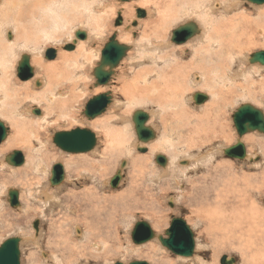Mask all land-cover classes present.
<instances>
[{"label": "rangeland", "instance_id": "374dc122", "mask_svg": "<svg viewBox=\"0 0 264 264\" xmlns=\"http://www.w3.org/2000/svg\"><path fill=\"white\" fill-rule=\"evenodd\" d=\"M147 1L148 3H146L147 5L145 6V9L149 10L150 13L152 12L151 17L145 16L146 18L144 19L137 18L136 16V21L141 19V21H139L140 27L143 24L144 25L141 28L137 27L134 33L127 27L128 25L131 26V22L128 20L127 22L129 23L126 22L125 24L126 28L124 27L123 23L120 26H115V22L119 14L118 10H121L124 13V9L118 6L119 0H85V9H83L82 6L78 7V3H80L79 1H75L74 3L70 2L69 5L65 4V6L62 7L63 9L60 10L61 15L59 14V19H54L52 17L54 19V23H58V20L61 22V24H59L60 29L55 28L52 25L53 22H50L51 20H49L48 14L42 13L38 14V24L41 25L40 29H36V26L34 25L35 23L33 24L31 21V23L28 24L27 30L32 32L36 31V35L39 37L38 42H40V47H36V53H28L30 54V57H32L31 60L37 59L39 61V59H41L45 61L44 64L49 63V60L43 57L44 55L40 54L43 53L45 49L54 47L55 49H58L59 57L62 52H66L61 48H63L64 43L66 44L68 41L70 42L71 36L76 29L82 30L84 28V30L88 33L93 32L94 40L97 39L99 44L97 41L95 43L98 44L100 50L107 42H109L110 38L114 34L118 35L117 31L123 29L124 27L126 37L122 39H125L128 42H133V40L137 39V42L139 43H135L139 47L136 49L134 43L133 45H131V43L126 44L128 49H131L128 50L127 56L124 58L122 65L119 67L120 69H117V74L119 75H116L117 78L114 77V83L112 82V84L110 82L107 85L108 87L98 86L102 87V91H99L100 89L96 91L95 89L96 79L94 77V69L92 68L91 63L83 65L82 59L79 58L84 70L82 71L79 69L77 74L78 76L73 73V79L78 85L77 92L80 93L81 96V99H79L78 102L64 98L68 92H66L67 86L70 87L71 90L74 87V84L69 83V85L68 82H66V76L62 78L56 77V80H52L51 82L47 80L46 83L43 84V91L38 90L40 88H36V91L33 89V91H35L33 92L35 95H40L38 99L35 101L28 100L27 102L21 104L19 107V114L17 116H13L19 119L20 125L24 127L22 133L25 131V135L23 136L29 137L30 134V136L34 137L36 135L41 138V140L44 139L42 143L46 141L50 142L48 148H43L45 152L41 151V154L34 158L35 161H39H37L39 165L37 170L35 167H31V165L30 169L18 170L24 164L19 167H13L14 169H3L1 166L3 163L0 164V246L5 240L9 238L22 237L21 264H131L137 261H143L149 264H221V259L225 256L228 258H235V264H255L256 260L260 261L259 264H264V235L263 237L252 239L254 245L249 246H246V244H248L249 237L241 238L240 240L242 244H231V240L228 239L226 240L228 244H226L225 247H221L215 243L217 239L220 240L229 237L228 235L231 233L230 229L233 230V222L235 223L234 220H238L237 218L242 216H244L245 219L249 217L247 212L248 209L257 207L264 213V134L260 132H253L239 139L233 124L234 113L244 104H252L261 111H264V66L250 63V57L252 54L259 51H264V45L262 44L264 42L261 41V45L258 44L257 46L249 47L250 50L244 54V57L248 62V64L247 62L244 63L246 66L243 63L240 64V62L231 63L230 67L232 71L228 72L227 74H223V76L228 75L229 78H233L232 80L235 82L234 84H232V81L227 85H223L221 83H212L216 77V74H210L209 79L202 82V84L206 86V89H208L207 91L212 93V99H210L208 104L205 103L209 101V98L204 104H196L193 94L202 90L200 89L201 86H195V81L193 82V80L192 83H188V88H190V90H186V97L187 99H190V101L187 102V107H189L190 113H193L194 115L197 114L199 118L205 114L206 110L208 109L207 107H209L212 101L217 100V98L219 99L221 90H231L230 92L233 94L224 95V97L231 96L227 101V106H225V108L222 107L225 111L222 112L227 116V122H225L226 125L224 124L226 128H224L223 133L221 132L216 136V134H214L216 131L214 130V127L216 128V126L212 125V119H207L204 117L202 118L201 122L197 121V134H194L190 139V136L187 135L186 137L185 134L184 136H181V139L179 136H174L175 138L173 137L172 144L176 145L177 147L174 152L172 150L173 146L167 147V149L165 148L164 151L159 149L157 151L163 152L156 151L153 154L152 159L149 160L150 162L148 164L142 160L136 159V154L143 156L148 154L151 148L150 144L156 143L158 137L156 140H153L152 142L150 141L149 145H146L147 147L144 146L147 149V152L144 154L139 153L138 151H132V146V149L130 148V152L128 151L125 155L123 154L119 156L115 154L112 155V157H109L110 153L107 151L110 149L112 144L111 137H115L117 135L115 132H112L116 131L115 129H122L124 132L126 131V135H124L128 136L127 138L130 139V143L135 140L136 135L134 131L136 130L135 126L133 130L131 113L135 109H139L141 107L138 106L139 102L137 100L127 99L120 88L129 82V80L131 82L138 76L139 73H143V70L150 72L149 70H151V67H153L151 65L153 64L151 61L153 56L150 55L153 54V51L155 52V48L157 46L156 43H160L158 42V36H156L154 32L156 31L159 34H164L163 37L169 41L170 45H166L168 42L165 43L166 46H164V48L161 47L156 53L159 56L166 58L174 51L177 53L176 56L180 58V54L183 55L185 52L183 55V62L190 61L192 57L191 50H188L189 48H187L185 45L199 44L201 45V48H203L205 45L211 43L206 42L208 41L207 38L204 40L205 42L199 41L204 39L205 36L209 34L208 31L211 24L208 23V21L203 17L205 16L206 18L207 12H210L208 5L210 1L214 2L213 0H199L202 7V12L199 13H192L191 11L186 12L179 8V11H176L175 22L167 23L165 20L167 25L165 24L164 27L166 26L165 28L168 30H154L153 20L156 18L159 21L161 20L158 17V10L156 8H158L159 5L166 7L167 4H169V0ZM222 1L224 2V0ZM242 4L243 5H241L240 11H244V13H247L248 15L253 14L254 8L252 4H250L248 1L243 2ZM130 5L131 3L129 6ZM106 9L107 11H105ZM155 10H157L156 13L154 12ZM136 15H138V13ZM239 15L243 14L240 13ZM0 18L3 21L5 20L3 11L1 10ZM95 19H97V21L102 24L101 29L104 31L102 36L94 35L96 24ZM187 23H189V25H197L199 31H202L203 33L198 32V34L192 36L186 42V44L174 43L172 41L173 32L182 25L185 26ZM0 25L1 55V48L5 49L6 47L3 37L7 35L8 29H10L8 28L10 23L6 25V28L8 29L4 28L5 26L2 25V22H0ZM146 28H149L150 30ZM52 32V36L49 37ZM152 32L155 36L152 35ZM144 34L147 37L144 36ZM149 34L150 36L148 37ZM98 39H100V41ZM84 40H86V38ZM129 45H131V47ZM95 46L92 45L93 49L96 48ZM146 46L152 47L151 51L146 48ZM172 46L181 47L178 48V50H182V53H180L178 50V52L176 50H172ZM36 48L32 47L31 49ZM23 50L24 49L20 50L19 47H15L12 52H7L11 56V59L14 60V68H12L13 77H11L13 89H18L21 93H24L26 90L25 88L19 86V83L24 84L26 81H22L18 78L17 68L19 67V59L17 56H19L20 52ZM143 58L146 59V61L143 60ZM93 66H97V59L95 60ZM241 66L244 68V70H246L245 72L242 70L243 68ZM148 67H150V69ZM153 68L156 69L155 66ZM40 69V65L38 67L36 66V73H39L38 75L36 74V76H38L37 80L44 77L42 73V76H39ZM140 69L143 70L139 71ZM85 70H87V73L84 76ZM123 71H126V75L123 73ZM147 72L144 74H147ZM229 73H231V77ZM249 75L252 76L250 77ZM240 76L242 78H240ZM220 78L223 77L219 76L218 79L220 80ZM60 82L63 84L66 83L65 85H61L65 88L64 90H59L60 93L58 92L56 94V87L60 85ZM196 84H198V82ZM214 84L218 85L215 86ZM109 90L110 92L113 91L114 94L111 93V98L113 99L111 100L107 110L94 120L87 119L84 116V111L88 101L100 94L109 92ZM47 91H49L50 95L48 97H43V92L46 93ZM203 91L205 94H208L206 90H202L200 92ZM252 91L255 93H252ZM50 96L53 99L50 98ZM31 97H34V95H31ZM51 99L53 100L52 102L49 101ZM67 100L70 102L68 103ZM117 101L120 102V105L117 104ZM146 104L148 103H145V105L142 106L144 110L152 113L151 111L153 109L155 110V113H158L156 115L157 119H154L153 121L150 120V123L153 127L155 126L157 128L159 137H162L165 140L163 133L164 129L161 126L160 121H157L161 117L160 113L157 112V109L154 107L155 105H152V103L148 105ZM35 108H39L41 111L44 109L46 114L47 111L50 112L53 110V116L51 115L47 117L46 115V119L39 118L42 116V114L35 115L33 112H30ZM205 108L207 109L205 110ZM0 116H2L1 109ZM117 118H119V120H117ZM2 122L4 124L6 123L5 127H7V130L10 131L7 138L8 141L10 135L14 132V128H12L11 123L9 124V120L3 118ZM94 122H98L100 126L91 124ZM220 127L221 125L217 126L218 129H220ZM85 128L92 130L96 135L97 140L96 146L94 147L95 149L93 148L89 153L68 154L60 150L56 144L53 146L51 142V137L55 138L56 133L65 131L69 132L76 129ZM211 128H213L214 131H211ZM186 134L188 133L186 132ZM182 137L185 138L183 139ZM238 140H241L245 144L247 154L249 153L251 156L253 155L252 157L256 158V160H246V162H242L241 160L230 159L225 156V154L222 152L223 148L235 145ZM33 141L34 142L31 144L33 147L32 152L36 153L38 151L36 149L39 148L40 144L38 140L36 142V138H33ZM107 143H109V145ZM21 146L23 147H17L9 150L0 157V160L3 156H8L14 151H20L25 157L29 158V153L25 149V145L21 144ZM156 153L157 155H164L168 159H175V157L177 158L176 160H171L172 162H170V171L166 172V174L158 169L159 167L157 165L159 164L157 162V164H155L156 157L154 156ZM201 153H203L202 155L209 153L208 155L210 156H206L204 158H211L213 159L212 162L205 163V159L199 162L194 161L192 162V167L187 170V172L183 171L184 173H181V171H179V160L180 162L182 160L183 162L181 163L184 164L185 159L183 158L197 157ZM32 156L33 154L31 153L30 159ZM125 160L128 162V165L126 167L124 166L126 178L120 183L117 189H112L109 186V179L115 176L117 170L120 169L121 165H123L122 162ZM55 164L64 165V170H66L63 186H61V184L56 186V190H58V199L61 200V202H58L53 207L46 208L40 205L41 201H43L42 198L39 196L38 199L40 198V200L37 202V196L35 195H37V192H39L42 187H47V182L50 180L49 178L51 176V169ZM97 165H100L98 167L99 170L96 167L94 168V166ZM182 167L185 166L182 165ZM186 167H188V165ZM18 171H23V173L20 174ZM90 171L96 173L92 174V177L96 182V186L87 177L85 178L82 176L83 174H89ZM134 188H138L137 190H134V198L137 200L139 196L140 202L144 204L143 207L135 208L138 207V205H135L133 209H130L129 211L121 205L110 207L107 204L109 198H111L113 202L117 194H127L133 191L132 189ZM13 189L20 192V202L22 204L21 208L23 207L22 209L20 208L18 210L13 208L8 201L9 197L7 194ZM69 191H72L78 195V198L76 197L77 199H71V202H66L64 195ZM88 191L94 193L96 197L99 196L104 199V206H106L108 210L106 214L110 215L114 213V215H112L115 216L113 220L108 221L107 216L103 213L95 215L92 212H89V209H85L90 202L88 199ZM1 192L5 193L2 194ZM201 196L203 198H201ZM151 203L152 205H150ZM77 205L81 207L80 211L77 210ZM95 205L99 204H97L96 201H94V203L92 202V206L95 207ZM129 208H132V206L130 205ZM114 209L115 211L119 210L117 214H115ZM119 212H121L120 215ZM124 214L125 216L122 217ZM172 217L182 218L189 226L192 227L190 228L194 233L196 250L191 258L175 256L160 243V239H156V242H153L152 238L146 243H141L143 246H139L140 244L134 243L132 239V233L138 222L145 221L149 223L155 233V236L158 234V236L166 237L165 233L170 228ZM221 217L223 218L222 220H217ZM228 218H230V220ZM97 219L99 222L93 226L95 230L90 231L89 228L92 226V223L94 222L93 220L96 221ZM197 220H200L199 223H196ZM37 221L39 222V229H41L39 236L36 237V230L34 229L33 224ZM161 221L163 222V225H161V228L158 229L156 224ZM221 221L223 222L221 223ZM109 223H112V227H109L108 230ZM208 226H210V228L214 226L216 231L222 233V236L221 233L216 232L215 238L211 240L212 235L209 233L213 230H210L208 233L204 231ZM237 229L239 228L237 227ZM77 230H79L80 233L82 232L81 235H79ZM108 235L110 236V243H108L107 246H102V244L99 242L108 241ZM212 237H214V235Z\"/></svg>", "mask_w": 264, "mask_h": 264}, {"label": "bare ground", "instance_id": "6f19581e", "mask_svg": "<svg viewBox=\"0 0 264 264\" xmlns=\"http://www.w3.org/2000/svg\"><path fill=\"white\" fill-rule=\"evenodd\" d=\"M75 1L80 2V3H78L79 4L78 7L82 6L83 9L86 8L85 0H0V10L3 11V16L5 19L3 21L0 18V22H2V25L5 26L4 28H6V25H8L10 23V26L8 27L10 29L6 28V29H8L7 35L5 37H3L4 42L6 44V47H5V49L1 48V55H0L1 56L0 57V109H1V114H2V116H0V120L2 121L3 118L9 120L10 121L9 124L11 123L12 128H14V132H13V134L10 135V138L8 139V141H7V138L9 136L10 131L7 130L6 140L2 142V144H1L2 146L0 145L1 146L0 147V157L11 149H14L17 147H23V146H21V144L25 145V149L29 153V158L24 156L25 157L24 165L22 167H20L18 170L30 169V165H31V167L32 166L35 167V169L37 170V168H39V165L37 163L38 160L35 161L34 158L39 156L41 154V151H44L43 148L44 147L48 148V146L50 144L49 141L42 143V141L44 139L41 140V138H39L36 135L34 137L30 136V134H29V137L23 136V135H25V131L22 133L24 127L20 125L19 119L13 117L14 115L17 116L19 114V110H20L19 107L21 106V104L27 102L28 100H32V101L37 100L40 95H35L33 92H35L37 90L36 88H40L38 90L43 91V84H45L47 80L49 82H51L52 80H56L55 79L56 77L62 78L65 76H66L65 77L66 82H68V84L69 83L74 84V87L70 90V87L67 86L66 92L67 91L68 92L66 93L67 95L64 98L78 102L79 99H81V96H80V93L77 92L78 85H77V82L73 79L74 78L73 73L76 74V76H78L77 75L78 70L81 69L83 71L84 69L82 68V66L84 64H90V63L92 65V68L95 70L98 66V63L100 62L101 53H102L104 47L108 44V42H107L105 44V46H103L99 50V47H98L99 43H98L97 39L94 40L93 32H90V30H89L90 33H88L87 31L84 30V28L82 30L76 29V30H74V32L71 36L70 42L68 41L66 43L67 45L69 43H71V44L73 43L75 46L73 50H65L66 44L64 43L63 44L64 46L62 45L63 48H61V49L63 51H66V52H62L59 55V57H58V49L57 48L55 49L54 47L49 48V49H45V51H43V53L40 54V55H44L43 57L46 58V52L48 50H50V49L56 50L57 51V57L54 60H49V63L44 64L45 61H43L41 59H39V61L37 59L31 60L32 57H30V54L28 52L36 53L37 52L36 47L39 46L40 42H38L39 37L36 35V31L32 32V31L27 30L28 24L33 22V24L35 23L34 25L36 26V29H40L41 25L38 24V19H39L38 14L39 13L48 14V18H49V20H51L50 22L52 23L54 21V19H59L60 10L63 9L62 7H64L65 4L69 5L70 2L74 3ZM213 1L214 2L210 1L209 5H208L210 12H207L206 18H205V16L203 17L205 20L208 21V23L211 24V26L209 27V31H208L209 34L207 36H205L204 39H201V41H199V42H205L204 40L207 38L208 41H206V42H211V43H209L208 45H205L203 48H201V45H199V44L198 45H185V46H187V48H189L188 50H191V52H192L191 60L188 62L182 61L183 57H184L183 55L185 52L183 53V55L180 54V56H181L180 58H178L176 56L177 53L174 51L172 52L171 55L167 56L166 58H163V57L159 56L156 52L158 50H160L161 47L164 48V46L169 45V41H167L165 39V37H163L164 34H159L158 32L155 31L154 34L156 36H158L157 37V38H159L158 42H160V43L159 44L156 43L157 46L155 48V52L153 51V54H151L150 56H153V59H151L153 64H151V65L153 67L155 66L156 69L151 67V70H149L150 72H147L146 70L140 69L139 71L143 70V73H141V74L139 73L138 76L136 78H134L131 82L129 80L130 83L127 82L124 86H122V88H120V90H122L123 94L125 95V97L127 99L137 100L139 102L138 106L141 107L139 109H135L131 113V116H132L131 122L133 125V130H134V126H135L134 122H133V116H134L136 111L141 110V111H144L148 114L149 120H148L146 126H148L149 128H151L154 131L155 138L153 140H156L158 137V140L156 143L150 144L151 148H150V151L148 154H146L144 156L136 154V156H137L136 159L142 160L143 162H146L147 164L150 162L149 160L152 159L153 154L159 149L164 151L165 148L167 149V147L173 146L172 150L174 152V150L177 148L176 145L172 144L174 136H176V137L179 136L181 139V136L182 135L184 136V134H185L186 137H187V135L190 136L189 137V139H190L194 134H197V132H198V127L196 125L197 121L201 122L202 118H204V117L207 119H212V125L216 126V128L214 127V130H216L214 134H216V136H217V134L224 132L223 130H224V128H226L225 122H227L226 121L227 116H226V114H224L222 112V111H224V109L222 107L225 108V106H227V103H228L227 101L229 100L231 95L228 97H224V95L233 94L230 92L231 90L228 89L227 91H222L219 87V89L221 90V92L219 94V99L217 98V100L212 101L211 104L209 105V107H207L208 109L205 108V110L207 109L205 114L203 116L200 115L202 117L199 118L196 113H195L196 115H194L193 113H190V109H189V107H187V102L190 101V99H187V97H186V94H187L186 92L190 90V88H188V83H192V80H193V82L195 81V83H194L195 86H201L200 89L207 91L208 89H206V86L204 84H202V82L204 80L207 81V79H209V77H210V74H216L215 75L216 77L214 78L212 83H221L223 85L230 84L231 81L233 82V80H232L233 78H229L228 75L223 76V74H227L228 72L232 71V69L230 67L231 63L240 62V64L241 63L244 64L245 62H247V60L244 57V54H246V52H248L250 50L249 47L257 46L258 44L261 45V41L264 42V5H258V4H253V3L249 2L250 4L253 5L254 10H253V14L248 15L247 13H244V11H240L241 5H243L242 3L246 2L245 0H224V2L222 0H213ZM130 3H131V5L129 6ZM146 3H148L147 0H133V1H130L127 3L119 0L118 6L124 9V13L121 10H118L119 11L118 15H120L122 17V23L124 24V27H125L127 20L129 22H131L130 23L131 26L127 24L128 25L127 27L129 29H131L133 31V33H134L135 29H137V27L138 28L140 27L139 21H141V19L140 20L138 19V21L135 20L136 16L138 18V15H136L137 14L136 11L138 12V10H141L145 13L146 17H148V16L151 17L152 12L150 13L149 10L145 9V6L147 5ZM168 3L169 4H167L166 7H162L161 5H159V7L156 8L158 10V17L161 20L159 21L157 18L153 20L154 30H160V29L165 30L166 29L165 28L166 26L164 27L165 24L167 25V23L175 22L176 11L179 8H181L182 10H184L186 12L187 11H191L192 13L202 12V7H201L199 0H169ZM149 4H150V2H149ZM104 8H106V7H104ZM157 10H155L154 12L156 13ZM162 10H164V11H162ZM105 11H107V9ZM114 12H115V10H114ZM89 13H90V11H89ZM240 13H242L244 16L239 15ZM79 14H81V13H79ZM116 14H117V12H116ZM174 15H175V17H174ZM189 16H190V14H189ZM102 17H104V16H102ZM146 17H144V19ZM124 18H125V20H124ZM184 19H186V18H184ZM165 20L167 23H165ZM106 22H107V20H106ZM129 22H127V23H129ZM151 22H152V20H151ZM95 23L96 24H95V34L94 35H101L102 36L104 33L103 29H101L102 24H100V22H98L97 19H95ZM133 23H136L137 25L134 26ZM59 24H61V22H59V20H58V23L57 22L52 23V25L55 28H59L60 27ZM149 24H150V20H149ZM141 25H142V22H141ZM187 25H189V23H187L185 26H187ZM124 27H123V29L117 31L118 35L114 34V35H116L117 42L120 45H125V46H127L126 45L127 43H131V45H133V43H134L136 46L135 48L137 49V47H139L136 44V43H139V42H137V39L133 40V42H128L125 39H122V38L126 37V32H125L126 27L125 28ZM181 27H184V26L182 25ZM153 28H151V29H153ZM197 28H198V26H197ZM31 29H33V28H31ZM146 29H149V28H146ZM201 29H203V28H201ZM166 30H168V29H166ZM80 31L86 33V40H80L76 37V34ZM198 32L201 33L202 31H199V28H198V31H196V33L193 36L198 34ZM204 32H205V30H204ZM38 33H40V32H38ZM52 34H53V32L49 35V37H51ZM154 34L152 32V35H154ZM213 34H214V36H213ZM132 36H133V34H132ZM144 36H146V35L144 34ZM149 36H150V34L148 35V37ZM98 40L100 41V39H98ZM199 40H200V38H199ZM96 41L98 44L95 43ZM167 42H168V44L165 45V43H167ZM71 44H69V45H71ZM91 44L94 46L96 45L95 46L96 48L93 49ZM185 44H186V42H185ZM262 44L264 45V43H262ZM131 45H129V46L131 47ZM0 47H1V44H0ZM15 47H19L20 50L24 49L23 51L20 52V55L17 56L19 59V64H20V61L22 60V58L24 56H27L29 59L31 67L33 68V78L29 81L24 82V84L19 83L20 84L19 86L25 88L26 91L24 93H21L18 89H15V88L13 89V84L11 82V79H12L11 77H13L12 68H14V60L11 59V56L8 53L12 52ZM32 47H34L36 49H31ZM146 48H148L150 51L152 49V47H150V46L149 47L146 46ZM178 48H181V47L172 46V50L177 51ZM129 49H131V48H129ZM178 51L180 53H182V50H178ZM145 55H147V54H145ZM178 55H179V53H178ZM239 55H242V56H239ZM79 58L82 59L83 65H82L81 61H79L80 60ZM96 59H97V66L94 67L93 65H94V62ZM143 60L146 61V59H144V58H143ZM123 61H124V59L119 63L118 68L122 65ZM139 64H140V62H139ZM240 64H239V66H240ZM247 64H248V62H247ZM39 65L41 67L39 76H42L41 75V73H42L44 75V77L37 80L38 76H36L37 71L35 69H36V66L38 67ZM148 68L150 69V67H148ZM117 69H115L114 77H116V75H119V74H117ZM242 70H244V68ZM249 70H250V68H249ZM86 71L87 70H85V72H84V76L87 73ZM144 71L147 72V74H144L145 73ZM245 71L246 70H244V72ZM120 73H121V70H120ZM123 73L125 74L126 71H123ZM11 74H12V76H11ZM229 74L231 77V73H229ZM120 75H122V74H120ZM150 75H152V76H150ZM135 76H136V72H135ZM219 76H222L223 78H220V80H219L218 79ZM241 76H240V78H242ZM114 77H112V79L110 81L111 83L113 82V79H115ZM232 77H234V76H232ZM253 77H254V75H253ZM237 78L240 79L239 77H237ZM243 79H245V78H243ZM234 81H235V78H234ZM197 82H198V84H196ZM37 83H39V86L37 85ZM234 83L235 82H233L232 84H234ZM65 84L60 82V85L56 87L57 88L56 94L59 92V90H61V89L64 90L65 87L61 86V85H65ZM217 85H215V86H217ZM240 86H241V84H240ZM110 87H112V86H110ZM33 89L35 91H33ZM95 89H96V91H98V89H100L99 91L103 90L102 87H98L96 85H95ZM202 90H200V91H202ZM200 91L196 92L193 95L195 96L198 93L206 95L209 98V101L206 102L205 104H208L210 102V99H212L211 98L212 93L207 91L208 94H205L204 91L203 92H200ZM109 92H110V90H109ZM43 93H44V94H42L43 97H48L50 95L49 91H47L46 93L45 92H43ZM110 93H113V91ZM252 93H255V92L252 91ZM31 95H34V97H31ZM50 98H52V97L50 96ZM52 99L49 101L52 102L53 101ZM167 99H168V102H167ZM69 100H67L68 103L70 102ZM119 103L120 102H118L117 104L120 105ZM145 103H148V104L152 103V105H155L154 107L157 109V112L160 113L161 117L157 121L158 122L160 121L161 126L164 129L163 133L165 136V140H164V138L159 137L158 132H157L158 131L157 128L155 126H154L155 127L154 128L150 123L154 119H157L156 115L158 113H155L154 112L155 110H153V109H152V111L150 110L152 113L144 110L142 108V106H144ZM53 104H55V103H53ZM148 104H146V105H148ZM204 106H207V105H204ZM35 109L40 110L39 108H35ZM159 109L161 110V112ZM33 110L30 112L32 113ZM52 111L53 110H51L50 112L47 111V114H46V111L44 109H42V111H41L42 116H40L39 118H45L46 119V115H47V117H49L51 115L53 116ZM262 112L264 114L263 110H262ZM117 120H119V118H117ZM113 121H115V120H113ZM91 124H94L95 126H100V124L98 122H96V123L94 122ZM220 125H221L220 129H218L217 126H220ZM115 130L116 131H112V130L111 131L115 132L117 135L114 137L110 134L112 136L111 137L112 144H111L110 149H108V151L106 150L108 153H110L109 157H112V155H115V154H117L119 156H121L123 154L125 155V154H127L128 151L130 152V148L132 146H133L132 151H135V152L138 151L139 153H141L139 151V149H146L145 148V147H147L146 145L147 144L149 145V142H143V141H140L138 139L136 131H134L135 135H136L135 140L133 142H131L132 143L131 144L130 139L127 138L128 136H125L126 131L124 132L122 129H115ZM212 130H213V128H211V131ZM186 132L188 134H186ZM248 134H246V135H248ZM33 138L34 139L36 138V142L38 140V142L40 144L39 148L36 149V150H38L36 153L32 152L33 147L31 146V144L34 142ZM166 138H169V139H166ZM182 138L184 139L185 137H182ZM131 140H133V139H131ZM51 142H52L53 146H55L53 137H51ZM108 142H109V140H108ZM107 144L109 145V143H107ZM128 144H130V145H128ZM50 146H52V145H50ZM106 147H107V145H106ZM230 147H232V146H230ZM227 148H229V147H226V148L224 147L222 152L224 153V150ZM163 151H157V152H163ZM93 152H95V151H93ZM31 153L33 154V156L30 159ZM142 154H144V153H142ZM202 154L203 153H201L199 156L193 157V158H191V157L190 158H183V159H185L184 164L181 163V162H183L182 160H181V162L179 160L178 161L179 171H181V173H184L183 171L187 172V170H189L192 167V162H194V161L199 162V161H202L203 159H205L204 157L210 156V155H208L209 153L208 154L205 153L204 155H202ZM26 155H28V154H26ZM157 156H163L166 158V165L165 166L157 165L159 167L158 169H160L165 174H166V172L170 171V168H171L170 162H172L171 160L177 159L176 157H175V159L174 158L168 159L166 156L157 155V153H156L154 157H157ZM252 156H251V154L248 153L246 158L244 160H241V161L246 162V160L247 161L248 160L249 161L256 160V158H253ZM6 157H7V155L3 156L2 159L0 160V164L3 163V164H1L2 168L3 169L13 168V166L10 165L6 161ZM212 160L213 159H211V158L205 159V163L206 162L207 163L212 162ZM122 163L125 164V167L128 165V162L126 160L123 161ZM155 164H157L156 161H155ZM180 164H182L185 167H182V165H180ZM210 164H212V163H210ZM55 165H57V164H55ZM187 165H188V167H186ZM62 166H63V169H65L64 165H62ZM99 166L100 165L94 166V168L96 167L98 169ZM53 167H52V169H53ZM125 167H122V165H121L120 169L117 170V172L121 171V174H122V181L121 182H123L124 179L126 178V174L124 171ZM144 167H145V165H144ZM52 169H51V173H50L51 176L49 179H51V177H52ZM214 169H215V167H214ZM18 172H20V174L23 173V171H18ZM64 172H65V176H66V170H64ZM92 174H96V173L90 171L89 174L88 173L83 174L82 176L85 178L87 177L96 186V182L93 179ZM111 179L112 178L109 179V186H110ZM144 179H146V178H144ZM142 180H143V178H142ZM49 181L50 180H48V182H47L48 183L47 187L46 186H45V188L42 187L40 189V191L37 192V195H35V196H37L36 197L37 202H39V200H40V198L38 199L39 196L42 198L43 201H41V204L40 203L39 204L46 207V208L53 207L58 202H61V200L58 199V190H56V186H54V188L51 187L52 185L49 184ZM67 181H68V178H67ZM107 183H108V180H107ZM63 184H64V182L61 183V186H63ZM137 189L138 188H134V189H132L133 191H131L127 194H125V193L117 194L115 196V200L112 202L111 198H109V200L107 201V204L110 207L121 205V206H124L126 208V210H129V211H130V209H133V207L135 205H138V207H135V208H141L144 206V204L140 202L139 196H138L137 200H135V198H134V195H135L134 190H137ZM13 190H15V189H13ZM16 191H18V190H16ZM193 191H196V190H193ZM9 192L7 194L8 197H9ZM1 193L3 194L5 192H1ZM18 193H19L20 206L15 208V209L19 210L21 208L22 204L20 202V192L18 191ZM76 197L78 198V195H76L72 191H69L68 193H66L64 195V199L66 200V202H71V199H77ZM201 198H203V197L201 196ZM88 199L91 202V207H90V202H89V204L85 208L86 210L89 209V212H92L95 215H99V214L103 213L104 215L107 216L108 221L114 219L115 216H112V215H114V213L110 214V215L106 214L108 212V210H107V207L104 206L105 203H104V199L102 197H99V196L96 197L94 193H92L91 191H88ZM188 199H189V197H188ZM8 201H9V199H8ZM94 201H96V203L99 205H95V207L92 206V202L94 203ZM228 202H229V200H228ZM130 205L132 206V208H129ZM150 205H152V203ZM80 209H81V207L79 205H77V210L80 211ZM114 211H115V209H114ZM118 211L119 210H116L115 214H117ZM247 212H248L249 217H247L245 219V217L242 216V217H239L240 219L237 218L238 220H234L235 223L233 222V225H234L233 230L230 229L231 233L228 235L229 237L224 238V239H220V240L217 239V241H215V243L217 245H219L221 247H225L226 244H228L226 242L227 239L231 240L230 241L231 244H236V243L242 244L240 239L244 238V237L245 238L249 237L248 244H246V246H249V245H254V243L252 242V239H257V238L263 237V235H264V213L260 209H258L257 207L256 208L252 207V208L248 209ZM120 214H121V212H119V215ZM243 214H244V212H243ZM124 216H125V214L122 217H124ZM208 217H209V215H208ZM222 219L223 218L221 217V218H218L217 220L220 221ZM228 219L230 220V218H228ZM93 221L94 222L92 223V226H90V228H89L90 231H94L95 228L93 226H95L96 223L99 222L98 219L96 221L95 220H93ZM199 221L200 220H197L196 223H199ZM222 222L223 221H221V223ZM156 225H157V228L160 229L161 225H163V222L161 221V222L157 223ZM39 227H38V232L35 233L36 235L34 234L36 237L39 236V233H40L41 228L39 229ZM109 227L110 228L112 227V223H109L108 230H109ZM237 227L239 229H237ZM210 230H213L209 233L212 236L214 235V237L211 236V240H213L216 236L215 233L218 231L215 230L214 226L211 228H210V226H208V227H206V229L204 231H206L208 233ZM77 232H79V230H77ZM81 233L79 232V235H81ZM218 233H221V232H218ZM221 236H222V233H221ZM108 238H109L108 241H100L99 243L102 244V246H107V244L110 243V241H111L109 235H108ZM156 239H159L158 234H156V236L153 237L152 241L154 242ZM21 241H23V240L21 239ZM139 246H143V245L140 244ZM148 247H150V246H148ZM44 254H46V253H44ZM140 255H142V254H140ZM43 257H44V255H43ZM259 262H260L259 260H256L255 264H259ZM42 264H45V263H42Z\"/></svg>", "mask_w": 264, "mask_h": 264}, {"label": "water", "instance_id": "95a60500", "mask_svg": "<svg viewBox=\"0 0 264 264\" xmlns=\"http://www.w3.org/2000/svg\"><path fill=\"white\" fill-rule=\"evenodd\" d=\"M122 2H130L133 0H121ZM253 4L264 5V0H245ZM138 18H144L146 15L143 11L138 10ZM122 24V17L118 15L115 26ZM136 26L137 24H133ZM198 28L195 24H190L180 27L173 32L172 41L176 44L187 42ZM76 37L80 40L86 38L85 32H78ZM74 44L67 45L65 50H73ZM128 47L120 45L117 42L116 35H113L108 44L104 47L101 53V59L97 68L94 70L96 86H107L112 77L115 75V69L119 63L126 57ZM57 56V51L50 49L46 52V58L53 60ZM251 64H260L264 66V51H259L251 55ZM18 77L22 81H29L33 78V68L30 65L27 56H24L18 67ZM39 86V83H37ZM208 97L204 94H196L194 100L197 105L204 104ZM111 93L100 94L89 100L85 107L84 116L89 120H94L102 115L111 103ZM35 115H40L41 112L37 109L33 110ZM149 120L148 114L144 111H136L133 116V122L137 137L140 141L150 142L155 138L154 131L146 126ZM233 124L236 129L239 139L243 138L248 133L260 132L264 134V114L252 104H244L237 109L233 115ZM7 137V128L0 120V145ZM54 143L57 147L68 154H83L90 152L97 143L96 135L90 129H76L70 132L56 133ZM141 153H146L147 149H139ZM225 156L230 159L244 160L247 156V150L243 142L238 140L235 145L224 150ZM6 161L13 167L22 166L25 162V157L22 152L14 151L6 157ZM156 162L161 165H166V158L157 156ZM125 164L122 165L124 167ZM65 179V172L61 164H57L52 169V177L50 184L54 186L60 185ZM122 181L121 171H118L110 181V187L117 189ZM9 203L13 208L20 206L19 193L16 190L9 192ZM34 229L38 232L39 222L33 224ZM166 237L159 236L160 243L166 247L169 252L178 257L191 258L195 253V237L192 229L187 222L182 218H173L170 228L165 233ZM155 237L149 223L145 221L138 222L132 233V239L135 244L146 243ZM235 258L223 257L221 264H235ZM0 264H21V238L13 237L5 240L0 246ZM122 264V263H117ZM131 264H149L143 261L133 262Z\"/></svg>", "mask_w": 264, "mask_h": 264}]
</instances>
